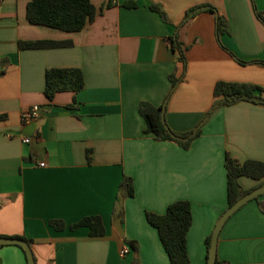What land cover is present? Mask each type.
I'll list each match as a JSON object with an SVG mask.
<instances>
[{
  "label": "crops",
  "instance_id": "crops-1",
  "mask_svg": "<svg viewBox=\"0 0 264 264\" xmlns=\"http://www.w3.org/2000/svg\"><path fill=\"white\" fill-rule=\"evenodd\" d=\"M29 1L0 0V236L29 239L36 264H170L145 213L160 214L171 202L186 200L189 264H204L205 238L227 208L225 153L240 163H264V104L241 100L211 110L218 81L264 88L258 16L264 19V0H134L133 8L123 5L126 0L108 7V0H90L94 19L77 32L29 23ZM217 16L227 23L220 34ZM19 40L64 45L21 49ZM171 41L180 44L183 62ZM49 68L79 69L83 86L48 100ZM141 103L163 105L172 132L199 128V135L187 148L156 140L144 131ZM32 105L40 107L38 117L22 121ZM123 176L132 179L131 196L119 195ZM256 183L239 178L243 190ZM258 200L264 202V193ZM120 208L121 221L113 217ZM85 216L100 217L102 236L69 228ZM50 220L64 227L55 229ZM216 258L264 264V212L255 200L225 221ZM0 264L26 260L19 247L5 244Z\"/></svg>",
  "mask_w": 264,
  "mask_h": 264
},
{
  "label": "trees",
  "instance_id": "trees-1",
  "mask_svg": "<svg viewBox=\"0 0 264 264\" xmlns=\"http://www.w3.org/2000/svg\"><path fill=\"white\" fill-rule=\"evenodd\" d=\"M112 2L113 0H108L103 6L108 7ZM123 5L133 8L136 7V2L134 0H126L123 2ZM149 7L165 19L160 6L152 4ZM203 9L210 12L214 11V8L209 5L204 6ZM194 10H188L185 18L187 19L189 14ZM96 11L95 6L90 0H30L26 5V18L31 24L44 25L67 32H77L82 30L86 24L94 19ZM258 16L264 24L262 14L259 13ZM226 28L227 23L225 19L217 16L215 24L216 33L220 34L226 31ZM171 44L173 49L178 51L179 59L183 62V50L180 44L172 41ZM61 45H64V43L51 40L18 41V47L21 49L57 47ZM175 82L176 80L171 77L172 87L175 85ZM82 86V73L77 68H49L45 71L43 93L48 100H52L54 95L61 91L77 92ZM213 96L214 102L211 110L217 106L231 105L241 100L264 104V88L252 83L218 81L214 85ZM138 112L145 122L144 131L151 133L156 140L174 141L181 147L187 148L190 141L199 135V128H196L195 131L180 134L169 130L163 119V105L153 106L149 103H141ZM224 168L226 172L227 207L264 182V163L260 161L245 160L240 163L225 153ZM242 176L254 179L257 183L253 188L243 190L239 184V178ZM119 195L122 197L133 195V184L130 177H122L119 184ZM261 195L251 200H255L260 211L264 212V202L258 200ZM122 214L123 212L120 208L117 212H113V217L121 221ZM145 217L146 221L157 230L159 240L168 256L169 263L189 264L186 248V233L192 221L190 203L186 200H176L168 204L163 213L146 212ZM49 223L55 229H62L64 227V223L61 220H50ZM78 227L88 228L90 236L97 237L104 234L103 224L98 216H85L69 226L70 229H76ZM11 237L23 239L29 245L31 243L29 239L23 236ZM210 238L211 232L206 236L204 241L206 249L204 264L207 261ZM126 243L132 250L137 251L135 242L126 241ZM19 248L23 252L26 260L24 251L21 247ZM214 264L228 263L216 258Z\"/></svg>",
  "mask_w": 264,
  "mask_h": 264
},
{
  "label": "water",
  "instance_id": "water-1",
  "mask_svg": "<svg viewBox=\"0 0 264 264\" xmlns=\"http://www.w3.org/2000/svg\"><path fill=\"white\" fill-rule=\"evenodd\" d=\"M263 193H264V182L260 186L256 187L255 189L251 190L250 192L238 198L232 205L227 207L220 214L211 232L210 246L208 249L206 264H214L215 262L218 235L225 221L246 202L250 201L251 199ZM115 226L118 234L122 235V230L120 228L119 221H116ZM5 244H12L21 247L25 253L27 264H36L30 245L23 239L16 237L0 236V245H5Z\"/></svg>",
  "mask_w": 264,
  "mask_h": 264
},
{
  "label": "built area",
  "instance_id": "built-area-1",
  "mask_svg": "<svg viewBox=\"0 0 264 264\" xmlns=\"http://www.w3.org/2000/svg\"><path fill=\"white\" fill-rule=\"evenodd\" d=\"M40 112V107L38 105H32L29 108H27L26 110H24L21 114V119L22 121H31L34 120L35 118L38 117V114ZM23 142L28 143L29 142V138H24ZM39 166H44L43 162H39L38 164ZM129 252V247L128 246H123L121 249V254L122 255H126Z\"/></svg>",
  "mask_w": 264,
  "mask_h": 264
}]
</instances>
